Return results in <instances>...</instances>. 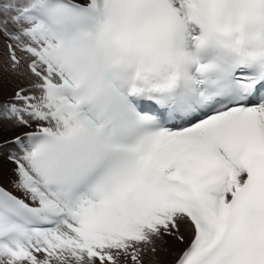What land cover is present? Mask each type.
<instances>
[{
	"label": "snow or ice",
	"instance_id": "snow-or-ice-1",
	"mask_svg": "<svg viewBox=\"0 0 264 264\" xmlns=\"http://www.w3.org/2000/svg\"><path fill=\"white\" fill-rule=\"evenodd\" d=\"M0 264H264V0H0Z\"/></svg>",
	"mask_w": 264,
	"mask_h": 264
},
{
	"label": "bare ground",
	"instance_id": "bare-ground-1",
	"mask_svg": "<svg viewBox=\"0 0 264 264\" xmlns=\"http://www.w3.org/2000/svg\"><path fill=\"white\" fill-rule=\"evenodd\" d=\"M170 243H171V242H170ZM166 259L170 260V259H171V257H167Z\"/></svg>",
	"mask_w": 264,
	"mask_h": 264
}]
</instances>
